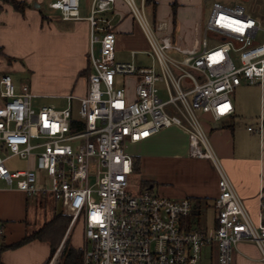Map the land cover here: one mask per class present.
<instances>
[{
  "label": "built area",
  "instance_id": "1",
  "mask_svg": "<svg viewBox=\"0 0 264 264\" xmlns=\"http://www.w3.org/2000/svg\"><path fill=\"white\" fill-rule=\"evenodd\" d=\"M81 1L50 0L49 5L62 20L80 21ZM122 1L148 42L145 53L153 65L117 61L114 27L99 17L116 0H93L86 18L92 71L85 96H67L64 109L36 108L29 85L18 89L10 75L0 78V187L28 197L50 195L80 219L83 264H202L206 250L211 264H234L244 241L256 244L264 260V225L252 221L200 116L219 121L232 115L235 90L264 80L263 30L242 6L215 3L199 44L184 49L173 42L166 24L152 25L143 4ZM171 51L183 59L171 57ZM119 77L137 79L132 99L125 85H117ZM171 127L187 133L189 157L210 161L217 173L215 225L208 230L185 223L195 208L191 199H170L134 183L126 144ZM13 158L26 161L27 168L11 170L7 163ZM45 182L51 185H39ZM57 258L47 264H59Z\"/></svg>",
  "mask_w": 264,
  "mask_h": 264
},
{
  "label": "crops",
  "instance_id": "2",
  "mask_svg": "<svg viewBox=\"0 0 264 264\" xmlns=\"http://www.w3.org/2000/svg\"><path fill=\"white\" fill-rule=\"evenodd\" d=\"M16 1L25 4L26 8L23 14L16 11L9 0H0V78L4 75H10L13 78L8 73L9 68L7 66L9 64L6 65L9 56L7 51H62L64 57L61 63L67 68L69 75L68 89L65 92L53 94L32 93L51 99H65L69 95L85 96L88 82L86 81L87 77H83L82 73L87 71L89 76L92 71L89 58L90 25L86 18L91 15L93 0L81 1L80 15L83 20L80 21L62 20L60 12L50 8V0ZM136 1L139 5L145 6V11L153 26L167 25V33L171 35L176 45H180L184 49H193L201 41L206 25L204 23L211 12V7L210 9L206 7V0ZM45 5L49 9L46 14L42 12ZM99 17L114 27L118 38L116 51L118 62H134L138 67H151L153 65V61L146 54L143 56L149 60L148 63L137 60V57L140 56L139 53L144 54L149 50V45L124 1L116 0L113 8ZM96 48L99 49V45ZM132 53H135L134 58ZM123 56L126 57L123 58ZM126 78H132L136 85V78ZM121 79L124 77L117 79V85L120 87L125 85L129 90L127 84L124 81L121 82ZM13 81L18 89L22 85H27L17 84L14 78ZM78 85L82 90L80 88L79 91L76 90ZM232 101L234 113L224 119L215 121L209 114H201L200 116L209 135L211 146L239 197L243 200L252 221L257 226L264 225V127L261 133V124L264 125V80L255 84L244 82L235 90ZM249 128L253 130L249 131ZM131 145L140 148L142 150L139 152L140 154L137 156L130 155L127 146ZM161 145L165 149H170L172 154L189 156L187 133L178 127L164 129L159 134L142 142L127 143V153L133 158V161L139 163V175H141V169L144 166L141 154L149 155L151 153L148 151L149 149L155 151ZM209 163L214 170L210 161ZM141 182L150 181L142 179ZM218 195V176L215 172L213 180L199 185L197 189L187 192L184 196L181 195L177 200L189 198L194 202V200L200 199V209L202 206L211 209L215 216L214 204ZM48 197L54 202L52 214L65 211L63 206L61 207L62 210H58L56 203L60 202L50 195L34 198L40 200L41 204ZM30 198L33 197H28L25 193L7 188L5 185L0 187V222L6 224L2 226L4 228L3 235L8 234V229L11 233L10 237L5 239V241L8 240L6 245L9 243H12L9 246L15 245L25 238L23 235L24 227L21 223L27 219L26 201ZM36 231L34 230L32 233ZM10 239L13 241L10 242ZM33 242L41 241L35 240ZM22 250L21 248L6 250L0 256V263L46 264L50 256L28 262L23 258L24 253H20ZM234 264H264L263 254L256 244L247 241L241 242L235 251Z\"/></svg>",
  "mask_w": 264,
  "mask_h": 264
},
{
  "label": "rangeland",
  "instance_id": "3",
  "mask_svg": "<svg viewBox=\"0 0 264 264\" xmlns=\"http://www.w3.org/2000/svg\"><path fill=\"white\" fill-rule=\"evenodd\" d=\"M215 2L227 6H242L246 13L259 23L263 30L259 34V39H264V0H206V7L208 9H210V7L212 8L213 3ZM42 12L44 14L49 12L47 5L43 6ZM207 20L208 19H206L204 24L207 23ZM209 43L210 45L216 44L212 38H209ZM7 53L9 54L7 57L8 59L6 60V65L9 64V66H7L9 68L8 73L13 76L17 84H27L31 88V91L37 94L61 93L68 89L69 75L67 73V68L61 63V60L64 57L62 56L64 55L62 51H7ZM145 54V52L144 54L139 53L138 55L140 56L137 57V60L139 62L148 63L149 60L143 56ZM170 56L177 59H183V56L173 51L170 52ZM125 57L126 56H123V58ZM150 60H152V58ZM82 74L83 77H87L86 81L88 82L89 76L87 71ZM122 81H124L127 84V87H129L132 99L135 87L133 79L124 78L121 79V82ZM79 85L78 89H76L78 91L81 89ZM161 95L162 97H165L164 92H162ZM33 104L36 108L51 105L57 109H64L69 105L66 99H51L37 95L33 100ZM74 107L75 114L78 116L77 112L79 103L74 102ZM153 150H148L151 152L149 155L144 153L141 154V157H143L144 160V166H142L141 175H134V183L142 185V179L150 181L148 183L153 185L152 190L155 194L177 200L181 195L184 196L187 192L197 189L199 185H202L203 183L205 184L213 180L215 177L214 170L209 161L205 159H194L189 156L186 157L185 155H175V153L172 154V152L169 151L170 149H165L162 145L159 146L157 150ZM127 151L130 155L137 156L142 150L131 145L127 146ZM27 165L26 161L20 160L19 158H13L7 163V166L11 170L26 169ZM31 165L34 167V160L31 161ZM39 185L49 187L51 184L45 182L40 183ZM53 203V200L49 199V197L43 200L41 204L40 200H37V198L34 197L26 201L27 219L24 223H21L24 227V237L30 236L34 230L38 231L57 215L70 217L67 233L53 257L50 254L49 244L44 242L32 241L19 247L23 249L20 253H24L23 258L28 262L37 259H44L49 255L46 264L54 259L56 255H58L57 261L60 262L68 239H70V245L84 252L86 241L84 237V226L81 220H75L72 215L63 211L61 203L56 204L58 210L62 211L59 214H52L51 210L53 208ZM199 213L201 214V221L198 222V216H196L195 221L191 218H186L185 223L187 226L193 225L194 228L208 230L215 225V216L211 209L202 206ZM5 225V223L0 222V228ZM7 231L8 234L3 235L4 228H2V236L0 237L1 246H9L12 244L9 243V245H6L8 240L5 241V239H8L11 234L9 229ZM12 241L13 240L10 239V242ZM211 263V256L209 255L208 250H206L202 264Z\"/></svg>",
  "mask_w": 264,
  "mask_h": 264
},
{
  "label": "trees",
  "instance_id": "4",
  "mask_svg": "<svg viewBox=\"0 0 264 264\" xmlns=\"http://www.w3.org/2000/svg\"><path fill=\"white\" fill-rule=\"evenodd\" d=\"M9 3L12 4L14 9L20 13H24L25 11V4L18 3L16 0H9ZM140 173V166L139 163L134 161V174ZM142 187L145 189H151L152 185L148 182H141ZM195 202V208L193 213L189 218H191L193 221L196 220V216H198V222L201 220V214L199 213L201 200H194ZM67 212V211H65ZM69 220L70 217L63 216V215H57L54 219H52L50 222L45 224L41 229L38 231L32 233L30 236H26L23 240L16 243L12 246H0V256L3 252L9 249H15L19 248L29 242L38 240L41 242L48 243L50 245V254L53 257L58 249V247L61 245L67 230L69 226ZM190 229H198L194 228L193 225H189ZM83 251L74 248L72 245H70V239L66 241L65 248L63 250L61 259L59 264H83Z\"/></svg>",
  "mask_w": 264,
  "mask_h": 264
}]
</instances>
